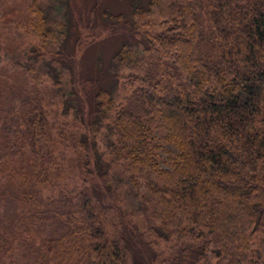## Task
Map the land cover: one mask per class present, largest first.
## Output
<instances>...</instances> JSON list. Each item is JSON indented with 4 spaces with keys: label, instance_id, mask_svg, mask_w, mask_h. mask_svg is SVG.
<instances>
[{
    "label": "trees",
    "instance_id": "1",
    "mask_svg": "<svg viewBox=\"0 0 264 264\" xmlns=\"http://www.w3.org/2000/svg\"><path fill=\"white\" fill-rule=\"evenodd\" d=\"M92 3L90 25L73 0L0 12V264H264V0ZM48 81L84 127L65 140Z\"/></svg>",
    "mask_w": 264,
    "mask_h": 264
},
{
    "label": "rangeland",
    "instance_id": "2",
    "mask_svg": "<svg viewBox=\"0 0 264 264\" xmlns=\"http://www.w3.org/2000/svg\"><path fill=\"white\" fill-rule=\"evenodd\" d=\"M92 1L93 0H73L74 6H75V9H74L75 18L78 19L80 15L83 18V20H81L83 22H81V23L78 22L79 25L80 24L81 25H84V24L90 25L91 21L89 19L90 18L94 19L96 17V13H93L90 10L92 7V4H93ZM0 2H1V0H0ZM49 2L50 1H47V3H49ZM11 4H12V0H5V4H4L5 6L3 7V10H0V12L4 13V11H5V13H10V15H11L12 14L11 13V11H12ZM121 4H122V1H121ZM125 4H128V2H125ZM10 15H7V17H9ZM75 18H74V20H75ZM9 27L10 28H7V31L9 33H11L14 30L15 25H12L11 23H9ZM73 41L74 40H71L70 44L74 43ZM24 43L25 44L21 43L19 37L17 38L16 44H19V50L20 51L29 43L38 44L36 39L32 38L30 35L25 37ZM88 43L89 42L85 43L83 46H86ZM21 44H22V48H21ZM112 48H113V44L107 43V44L101 46L100 50L99 49H96V50H97L98 54H99V51L103 55L106 53V56L104 58L107 60L108 53L112 50ZM83 49L84 48H82L80 50V53L78 52L79 58H81V55H82L81 51ZM13 53L14 52L12 51V49L9 46L0 50V69L4 68V67L8 68L9 70L15 69L14 63L11 61ZM24 59H25V57H22V60H24ZM17 62H20V60H18ZM48 85L52 87L53 95L56 94V92H57L56 96L51 97V99L48 102V105L46 107L48 117H49V120H51L53 122V124L55 125V127L57 128L56 133L58 135H60L59 134L60 128L61 127L63 128L64 134L63 135L61 134V135L63 136V139L65 140L67 137H70L69 135L72 132L78 131L79 127L82 129H84V127L81 123L80 118L74 117V115H72V114L66 115L64 113V109H63L64 106H63L61 98L59 96L60 94H59L57 87L52 86L50 81H48ZM121 92H122V90L120 91V93ZM110 137H111V132L109 131V129L107 127H103L100 129V133L98 135L99 141H102L100 143H104V145H106L108 143V139H110ZM104 147L105 146H102L101 148L103 150H105ZM78 152L79 151L73 145H71L69 143L64 144L63 155H64L65 164L68 165V163H69L68 160L73 156L75 157ZM89 155H90V153H89ZM106 156H109V154L107 153ZM117 181L119 182L118 190L121 192L122 196L124 195V197H126V200H127V202L125 201V204H126L125 207L127 209L129 207L131 209V211L133 212L132 217H135L134 219L136 221H139L142 217L141 216L142 212H141V209L139 208V201L136 199L135 194H133V192L130 190V185L127 183L128 182L127 179L126 178L123 179V178H121V176H119V179H117ZM66 182L71 188L85 184L83 177L79 176L77 171L68 175ZM151 239L154 240V242L156 244L155 246L157 247V249L159 251H165V252L170 251L172 248L171 245H173V243H174L173 241H166L163 239L156 238L154 236L151 237Z\"/></svg>",
    "mask_w": 264,
    "mask_h": 264
}]
</instances>
